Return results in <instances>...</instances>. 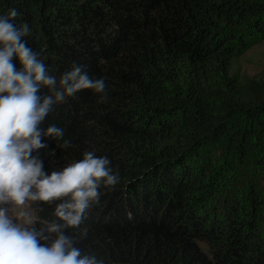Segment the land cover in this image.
<instances>
[{"label":"trees","instance_id":"trees-1","mask_svg":"<svg viewBox=\"0 0 264 264\" xmlns=\"http://www.w3.org/2000/svg\"><path fill=\"white\" fill-rule=\"evenodd\" d=\"M263 38L262 0H0V264H264Z\"/></svg>","mask_w":264,"mask_h":264},{"label":"rangeland","instance_id":"rangeland-1","mask_svg":"<svg viewBox=\"0 0 264 264\" xmlns=\"http://www.w3.org/2000/svg\"><path fill=\"white\" fill-rule=\"evenodd\" d=\"M233 71L250 77L264 72V38L234 60ZM227 180L233 189L239 183L233 176H228ZM30 182L29 177L14 178L4 189L3 198L7 208L1 220L3 225L22 229L34 225L36 214L30 201Z\"/></svg>","mask_w":264,"mask_h":264},{"label":"clouds","instance_id":"clouds-1","mask_svg":"<svg viewBox=\"0 0 264 264\" xmlns=\"http://www.w3.org/2000/svg\"><path fill=\"white\" fill-rule=\"evenodd\" d=\"M22 177V176H21ZM25 177H28V176H25ZM16 178H18V177H16ZM30 178V177H29ZM30 180H31V178H30ZM10 183V182H9ZM8 185V184H7Z\"/></svg>","mask_w":264,"mask_h":264}]
</instances>
